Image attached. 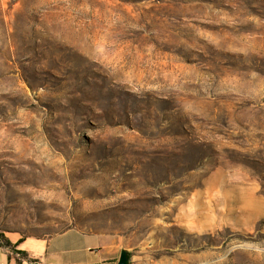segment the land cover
I'll return each instance as SVG.
<instances>
[{
    "label": "rangeland",
    "instance_id": "1",
    "mask_svg": "<svg viewBox=\"0 0 264 264\" xmlns=\"http://www.w3.org/2000/svg\"><path fill=\"white\" fill-rule=\"evenodd\" d=\"M69 229L264 264V0H0V233Z\"/></svg>",
    "mask_w": 264,
    "mask_h": 264
},
{
    "label": "crops",
    "instance_id": "2",
    "mask_svg": "<svg viewBox=\"0 0 264 264\" xmlns=\"http://www.w3.org/2000/svg\"><path fill=\"white\" fill-rule=\"evenodd\" d=\"M105 243L106 238H95L77 229H69L49 240L27 237L16 248L27 251L37 262L17 257L14 251L0 246V264H118L117 249L95 251L94 248Z\"/></svg>",
    "mask_w": 264,
    "mask_h": 264
},
{
    "label": "trees",
    "instance_id": "3",
    "mask_svg": "<svg viewBox=\"0 0 264 264\" xmlns=\"http://www.w3.org/2000/svg\"><path fill=\"white\" fill-rule=\"evenodd\" d=\"M4 240L5 242H6V246H11V247H13V251L15 252V253H18L19 254V256L22 258V259H25V260H27V261H30V262H32V263H36L37 262V260L36 259H31V258H29V256H28V252L27 251H25V250H18L16 247L25 239V238H20L17 242H15V243H12V241L11 240H9V239H7V238H5V236L3 235V234H1L0 233V240ZM1 245V244H0ZM18 261H20V260H18Z\"/></svg>",
    "mask_w": 264,
    "mask_h": 264
},
{
    "label": "water",
    "instance_id": "4",
    "mask_svg": "<svg viewBox=\"0 0 264 264\" xmlns=\"http://www.w3.org/2000/svg\"><path fill=\"white\" fill-rule=\"evenodd\" d=\"M118 264H129L128 253L125 250H122L118 260Z\"/></svg>",
    "mask_w": 264,
    "mask_h": 264
},
{
    "label": "built area",
    "instance_id": "5",
    "mask_svg": "<svg viewBox=\"0 0 264 264\" xmlns=\"http://www.w3.org/2000/svg\"><path fill=\"white\" fill-rule=\"evenodd\" d=\"M16 255L18 256L19 254H18V253H16Z\"/></svg>",
    "mask_w": 264,
    "mask_h": 264
}]
</instances>
